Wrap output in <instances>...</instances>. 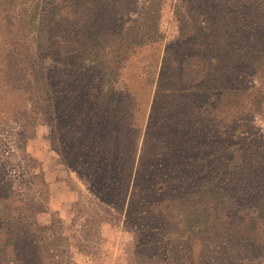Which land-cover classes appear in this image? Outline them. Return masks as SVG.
<instances>
[{
  "label": "trees",
  "instance_id": "obj_1",
  "mask_svg": "<svg viewBox=\"0 0 264 264\" xmlns=\"http://www.w3.org/2000/svg\"><path fill=\"white\" fill-rule=\"evenodd\" d=\"M64 1L68 18L78 15L77 23L74 27L72 25L74 31L69 33L74 35L73 44L77 39L81 40L74 49L79 55L76 61L69 59L70 66L77 72L87 71L90 67L101 72L98 95L94 94V100L98 102L96 107L93 106L95 115L91 119H94L95 127L103 128L108 118L101 121L99 114L102 110L98 112L95 108H104L105 115L110 112L106 109L111 106L114 88L120 81L124 65L139 50L163 40L160 31L162 0H149L142 6H139L140 0ZM178 2L186 13L180 18V39H188V46L195 40L199 52L189 57L185 55L188 59L182 66L179 62L177 72L178 68H173L178 65L175 55L170 50L166 52L142 156L144 159L147 156L149 141H155L154 145L163 142L151 134L160 129L166 131L161 137L166 147L156 156L155 151H150L153 152L150 157L158 158L159 165H151L148 171H144L139 164L134 182L127 184L133 187L130 195L128 192L130 211L135 209V198L143 184L144 172L155 193L162 191L163 195L173 187L176 196L171 197L173 200L164 199V202L176 201L180 206H187L188 211H181L189 213L187 223L213 224L221 221L219 213L253 210V214L240 218L243 230L239 241L264 243V133L255 136L249 132L253 128L254 115L264 113V88L254 87L253 81L249 80L257 77L264 84V46L257 41L258 33L264 29V0ZM46 6V0H0V66L4 68L0 81H5V88L0 92L1 96H17L22 92L32 94L35 108L52 122L50 126L54 127V135H62L64 128L57 125V99L47 79L44 63L59 56L56 62L61 65L64 59H60V51L56 52L60 41L53 42L56 37L57 40L60 38L53 28L55 21H45ZM127 22L132 25L122 35ZM52 32H55L54 37ZM43 44L51 58L42 56L40 47ZM26 70L28 78L23 77ZM22 80L32 82L33 88L23 89L19 85ZM174 81L181 86L175 87ZM88 99L91 100V95ZM163 101L182 102L176 116L172 114V107L166 109L167 115H171V123L176 122V125L160 127L154 123L156 115L161 113L155 106ZM26 108L27 105L20 106L15 113L21 114ZM54 122L55 126L52 125ZM66 141L68 143H62V156L68 163L65 147L71 151L72 143ZM87 154L84 163L79 160V163L69 162L80 178L93 188L98 186L97 181L116 186L123 154L109 149L108 139L101 135H96L95 145L88 147ZM109 161H113L112 164ZM103 163L106 164L104 168ZM173 175L175 177L171 179ZM96 192L104 198L99 189ZM147 202L141 201L143 207L138 209L144 208ZM170 205L167 209L178 210ZM226 219L232 222V219ZM167 223L170 229L171 222ZM5 234L10 236L8 232ZM22 235L11 233L8 240L11 249L15 248L13 242L23 240ZM28 250L31 252L25 249L24 256H28ZM2 252L0 250V264H29L20 259L5 260Z\"/></svg>",
  "mask_w": 264,
  "mask_h": 264
},
{
  "label": "rangeland",
  "instance_id": "obj_2",
  "mask_svg": "<svg viewBox=\"0 0 264 264\" xmlns=\"http://www.w3.org/2000/svg\"><path fill=\"white\" fill-rule=\"evenodd\" d=\"M46 1L45 21H55L53 28L62 38L57 40L56 37L53 42L60 41L56 52L60 51V59L64 61L58 65L59 56H55L56 59H49L44 64L57 99V125L64 130L62 135H54L52 122L35 108L32 94L1 96L0 92V250L5 260L20 259L29 264H264V243L239 241L243 230L240 218L253 214V210L219 213L221 221L213 224L187 223L189 213L181 212L183 209L188 211L187 206H180L176 201L164 202V199L173 200V187L163 195L162 191L157 194L149 185L147 173L143 172L135 209L130 211L129 195L133 187L127 184L134 182L139 164L144 171L151 165H159L155 156L166 147L161 138L166 131L160 129L151 134L163 142L154 145L155 141H149L147 156L145 159L142 156L166 52L170 50L175 55L178 65L173 68H178L176 72L179 62L182 66L189 56L199 52L195 40L188 46V39H180V18L186 13L178 0L161 1L163 40L139 50L124 65L111 106L106 109L110 112L105 115L104 108H95L98 112L102 110L101 121L108 118L103 128L95 127L94 119H91L95 115L93 106L98 102L94 100V94L98 95L101 83L100 69L90 67L87 71L77 72L70 66V60L76 61L79 55L77 51L74 53L75 45L78 47L81 43L77 39L74 45V35L69 34L74 31L72 25L77 23L78 15L68 18L64 0ZM148 1L140 0L139 6ZM131 25L130 22L124 24L122 35ZM51 35L54 37L55 32ZM66 40L68 42H64ZM257 41L264 46V29L258 33ZM40 49H43L42 56L50 57L45 44ZM3 71L0 66V77ZM27 73L26 70L24 78H28ZM249 80L253 81L254 87L264 88L259 78ZM173 84L181 86L177 81ZM3 85L5 81L1 79L0 90L5 88ZM19 85L25 90L33 88L32 82L23 80ZM86 95L89 98L91 95V100L85 98ZM166 101L155 106L157 112L161 110L154 121L160 127L176 125V122L171 123V115H167L166 109L172 107V114L176 116L182 105L181 101ZM23 105L27 108L17 115L15 110ZM252 126L249 130L252 135L264 133V113L254 115ZM96 135L108 139L109 149L123 154L119 165L122 172L119 170L121 175L116 186L95 180L99 188H93L70 166V161H87V149L94 147ZM66 140L72 143V152L65 147L68 163L62 156V143H68ZM150 151H155L154 157H150L153 153ZM105 165L103 163L102 168ZM173 177L175 175L171 179ZM154 185L157 187L158 183ZM96 189L105 195L104 198L96 194ZM141 201L149 203L139 210L138 207H143ZM169 205L178 210L167 209ZM227 217L232 222L227 221ZM168 221L171 222L170 229ZM7 232L10 236L5 234ZM11 233L24 235L19 243L13 242L15 248L12 249L8 242ZM27 248L31 252L28 250V256H24L23 251Z\"/></svg>",
  "mask_w": 264,
  "mask_h": 264
}]
</instances>
